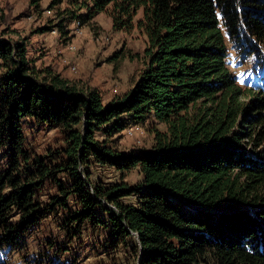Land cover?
Segmentation results:
<instances>
[{"label": "trees", "instance_id": "16d2710c", "mask_svg": "<svg viewBox=\"0 0 264 264\" xmlns=\"http://www.w3.org/2000/svg\"><path fill=\"white\" fill-rule=\"evenodd\" d=\"M86 7L71 11L70 22L108 12L114 30L144 33L146 68L106 103L98 88L38 69L27 40L0 35V251L19 249L44 219L67 212L63 220L78 229L111 226L116 248L134 235L137 264H264V72L262 84L241 85L229 66L234 52L264 68V0ZM68 21L42 32L69 33ZM149 116L152 150L118 151L116 138ZM25 124L55 130L60 149L29 150ZM90 166L112 169L121 181L93 183ZM135 169L142 180L129 186ZM45 186L57 194L41 208L36 197Z\"/></svg>", "mask_w": 264, "mask_h": 264}, {"label": "rangeland", "instance_id": "374dc122", "mask_svg": "<svg viewBox=\"0 0 264 264\" xmlns=\"http://www.w3.org/2000/svg\"><path fill=\"white\" fill-rule=\"evenodd\" d=\"M94 1L58 0L60 3L51 8L53 0H43L39 7H35L32 0H0V35L4 40H27L28 58L34 61L38 69L50 66L69 80L96 87L108 103L116 95L131 90L140 79L146 68L144 53L147 38L136 27L131 31L114 30L108 12L100 13L84 24L83 37L74 36L70 12L76 10L79 14H86V6H93ZM78 5L83 9L79 11ZM142 15L140 11L135 24ZM66 20H69L65 23L69 33L67 30L60 32L58 28L42 32ZM104 37H109L110 41H103ZM71 44L76 47L75 51L69 50ZM241 56L239 60L232 52L229 59V66L238 82L253 87L262 84L264 68L259 67L254 57ZM154 122V118L149 116L144 122L130 123L123 135L116 138L117 150L125 154L152 150L153 135L150 130ZM24 126L28 148L32 152L42 156L48 150L60 149L62 140L55 130L39 131L30 124ZM157 127L163 129L160 125ZM130 128L134 129L133 135H128ZM86 173L90 174L93 183L101 180L104 186L121 181L120 175L109 168L90 166ZM141 180L142 176L135 169L125 181L129 186H136ZM56 194L50 186H45L37 192L36 200L41 208L48 207L52 202L50 196ZM131 201L134 203L135 199H122L125 204ZM69 204L74 205L72 202ZM65 213L44 219L39 223V229L19 249L10 251L6 247L1 250L0 264H137L134 235L116 248L111 245V239L116 242L109 235L111 226L105 228L97 224L94 230L87 223L78 229L77 224L63 220L69 216ZM18 220L19 217L15 215L11 222Z\"/></svg>", "mask_w": 264, "mask_h": 264}, {"label": "built area", "instance_id": "2783aa9c", "mask_svg": "<svg viewBox=\"0 0 264 264\" xmlns=\"http://www.w3.org/2000/svg\"><path fill=\"white\" fill-rule=\"evenodd\" d=\"M54 33H56V32H54ZM72 33H73L74 36H77V37H83L85 35L84 25L79 20H74L72 22ZM102 40L105 41V42H109L110 38L109 37H104V38H102ZM69 50L70 51H75L76 47L73 44H71L69 46ZM73 69L75 70L76 68L73 67ZM133 131H134V129L130 128L128 130V135H133Z\"/></svg>", "mask_w": 264, "mask_h": 264}]
</instances>
